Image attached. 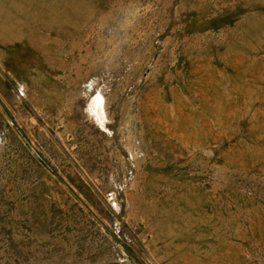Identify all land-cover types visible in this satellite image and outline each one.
<instances>
[{
    "label": "rangeland",
    "instance_id": "1",
    "mask_svg": "<svg viewBox=\"0 0 264 264\" xmlns=\"http://www.w3.org/2000/svg\"><path fill=\"white\" fill-rule=\"evenodd\" d=\"M0 264H264V0H0Z\"/></svg>",
    "mask_w": 264,
    "mask_h": 264
},
{
    "label": "bare ground",
    "instance_id": "2",
    "mask_svg": "<svg viewBox=\"0 0 264 264\" xmlns=\"http://www.w3.org/2000/svg\"><path fill=\"white\" fill-rule=\"evenodd\" d=\"M98 105V104H97ZM98 107V106H97ZM93 108V107H92ZM99 108V107H98ZM99 113V112H98ZM102 115V114H101Z\"/></svg>",
    "mask_w": 264,
    "mask_h": 264
}]
</instances>
